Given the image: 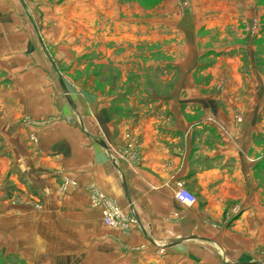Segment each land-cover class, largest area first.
I'll return each mask as SVG.
<instances>
[{
    "label": "crops",
    "instance_id": "0c3cea01",
    "mask_svg": "<svg viewBox=\"0 0 264 264\" xmlns=\"http://www.w3.org/2000/svg\"><path fill=\"white\" fill-rule=\"evenodd\" d=\"M231 4L197 8L190 37L176 34L179 76L158 97L54 82L0 96V264H152L264 235V6ZM178 182L195 203L175 199ZM93 188L133 218L127 231L102 223Z\"/></svg>",
    "mask_w": 264,
    "mask_h": 264
},
{
    "label": "rangeland",
    "instance_id": "374dc122",
    "mask_svg": "<svg viewBox=\"0 0 264 264\" xmlns=\"http://www.w3.org/2000/svg\"><path fill=\"white\" fill-rule=\"evenodd\" d=\"M251 1L264 6V0H14L3 4L0 83L6 82L7 91L0 85V96L7 92L16 98L23 93L26 98L40 93L44 82H54L61 95V85L64 93L93 94L108 85L110 93L129 94L138 102L158 97L168 92L159 83L179 76L172 69L170 50L177 33L190 37L192 23L199 17L194 13L197 8H217L221 16L228 13L223 9L227 4ZM258 32L259 43H264V26ZM18 82L24 83V90L15 89ZM115 82H125L126 88L127 83L137 86L114 90L110 85ZM261 232L259 228L248 234L247 250L200 240L189 245L193 248L188 249L189 256L161 258L152 264H264ZM59 240L63 235L57 236Z\"/></svg>",
    "mask_w": 264,
    "mask_h": 264
},
{
    "label": "built area",
    "instance_id": "2783aa9c",
    "mask_svg": "<svg viewBox=\"0 0 264 264\" xmlns=\"http://www.w3.org/2000/svg\"><path fill=\"white\" fill-rule=\"evenodd\" d=\"M173 195L177 201L183 204L191 205L196 201L195 195L179 182L173 189ZM91 204L100 207L102 223L107 227L127 231L133 223V218L130 215L124 213L115 201L96 188L91 189Z\"/></svg>",
    "mask_w": 264,
    "mask_h": 264
},
{
    "label": "water",
    "instance_id": "95a60500",
    "mask_svg": "<svg viewBox=\"0 0 264 264\" xmlns=\"http://www.w3.org/2000/svg\"><path fill=\"white\" fill-rule=\"evenodd\" d=\"M243 264H256V263H253V262H244ZM257 264H260V263H257Z\"/></svg>",
    "mask_w": 264,
    "mask_h": 264
}]
</instances>
